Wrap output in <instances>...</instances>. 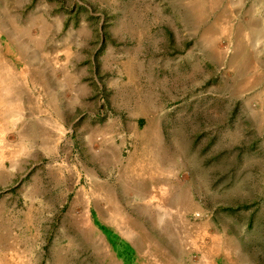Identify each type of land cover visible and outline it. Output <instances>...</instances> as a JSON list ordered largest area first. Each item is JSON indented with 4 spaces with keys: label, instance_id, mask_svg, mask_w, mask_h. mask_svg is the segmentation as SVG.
I'll return each instance as SVG.
<instances>
[{
    "label": "rangeland",
    "instance_id": "rangeland-1",
    "mask_svg": "<svg viewBox=\"0 0 264 264\" xmlns=\"http://www.w3.org/2000/svg\"><path fill=\"white\" fill-rule=\"evenodd\" d=\"M172 196L264 264V0H0V264H143Z\"/></svg>",
    "mask_w": 264,
    "mask_h": 264
},
{
    "label": "crops",
    "instance_id": "crops-1",
    "mask_svg": "<svg viewBox=\"0 0 264 264\" xmlns=\"http://www.w3.org/2000/svg\"><path fill=\"white\" fill-rule=\"evenodd\" d=\"M72 52V51H71ZM74 56V55H73ZM76 57V56H75ZM75 58L73 60L66 56L68 65H71L72 70L70 71L67 79L69 82L75 80L77 69L75 68ZM78 64V61H77ZM12 65L17 68V58L14 57ZM61 77V76H60ZM18 81L17 77L9 79V84H16ZM60 81V79H59ZM72 85V83H70ZM5 91L6 86L3 88ZM49 91V90H48ZM59 92V90L57 91ZM153 129H159V126L149 125ZM173 187V184H171ZM173 191V189H172ZM147 195L146 197H148ZM151 207H169L161 208V211H171L173 216L171 222L162 219L159 232L161 237V246L156 247L157 244L150 243L151 239H144L143 244L146 247H142L141 244L138 246L139 253L143 259V264H247L242 262V247L231 248L227 246L231 244L228 236L224 234H217L208 237V241L204 244L202 249H196L193 246V238L187 236V232L183 230L185 227L176 214L177 209L173 207V196L162 200L161 203L152 204ZM177 208V207H176ZM179 227H182L181 232L178 231ZM170 231H167L169 230ZM159 230V229H158ZM158 234V231L156 232ZM146 237V236H145ZM196 243V242H195ZM154 244L153 247L147 245ZM196 255V258H195Z\"/></svg>",
    "mask_w": 264,
    "mask_h": 264
}]
</instances>
